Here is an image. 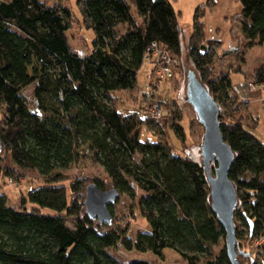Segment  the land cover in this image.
I'll list each match as a JSON object with an SVG mask.
<instances>
[{"label":"trees","instance_id":"1","mask_svg":"<svg viewBox=\"0 0 264 264\" xmlns=\"http://www.w3.org/2000/svg\"><path fill=\"white\" fill-rule=\"evenodd\" d=\"M237 1L242 9L231 21L239 23L245 46L233 27L230 52L219 55L223 42L206 40L205 16L218 5L206 0L194 12L188 50L199 80L218 105L221 132L235 157L229 171L238 201L235 252L238 257L263 239L251 264H264V143L247 131L257 121L250 102L234 90L230 72L211 76L217 59L241 54L244 61L247 49L264 45V0ZM77 7L96 34L82 53L70 43L73 14L62 0H0V32L9 36L0 40V178L15 174L6 165L10 158L17 169L36 171L45 182L22 199L32 210L10 206L0 191V264H122L110 253L118 247L161 260L170 249L187 264H233L203 165L174 153L157 120L121 113L112 95L139 88V68L133 64L140 57L145 62L153 44L181 62L183 30L172 0H77ZM33 59L39 66L37 111L23 96L6 92L3 76L18 83ZM253 78L264 84V65ZM169 115L171 130L185 143L182 114L173 109ZM144 132L157 139L143 138ZM86 158L103 169L119 198L133 200L151 232L132 238L128 228L112 227L118 200L109 206L110 225L86 215L85 179L77 177L69 188L63 184L67 172ZM93 183L106 191L102 181ZM68 218L75 219L73 228Z\"/></svg>","mask_w":264,"mask_h":264},{"label":"rangeland","instance_id":"2","mask_svg":"<svg viewBox=\"0 0 264 264\" xmlns=\"http://www.w3.org/2000/svg\"><path fill=\"white\" fill-rule=\"evenodd\" d=\"M62 1L71 9L73 14L71 30L69 32L71 45L79 53L88 51L96 36L95 32L89 30L87 25H85L77 7V0ZM221 1L222 0H219V5L221 4ZM236 1L237 0H224V3L229 2L230 4H234ZM205 2L206 0H172L183 30L181 35V62L179 61L178 65L172 67L173 72L174 70H177L176 74H173L171 78L160 79L152 61L146 60L141 63L140 57L135 59L133 64L134 67L138 66L139 68V88L133 93L124 91H116L112 93L118 102V110L121 113L128 114L136 112L141 117L147 116L157 120L160 123V128L164 132L163 138L169 143L173 152L182 155L188 154L202 165L204 164V156L201 149L204 128L200 127L196 122V115L187 101L190 97V74L193 72L197 79H199V74L190 58L188 41L192 34L194 12L199 5ZM222 14V7L220 6L213 12H207L204 19L206 40L223 41L224 46L219 55L230 52L233 49V39L232 36H230V28L232 27V24L230 20H224ZM4 39H9V36L0 32V40ZM244 57L246 64L243 66V72L246 74V82L244 73L237 75L230 69L232 68V70H234L236 66H239L238 63L241 60V54H232L223 62H220L217 59L213 65L211 76L216 78L223 72H230L233 87L242 94V99L244 101H250L251 115L253 119L257 121L256 126L253 128H247V131L264 143V86L261 89L255 90L253 93L248 91V84H253L254 86L258 85L253 78V73L261 64H263L262 62H264V46L261 45L253 49H247V53ZM27 66L28 70L26 77L21 79L18 83H14L9 74L5 73L3 75L8 82L6 92L17 93L18 95L23 96L30 108L37 111L34 89L39 76V66L35 59L29 62ZM229 66L231 67L229 68ZM153 69H155L154 72ZM241 69L242 67H240L239 70ZM173 109L178 110L182 114L181 125L183 126L186 135L185 143H182L177 139L170 128V121L168 119L170 116V110ZM143 138H149L154 141L157 139L152 135H147L145 132ZM6 165L7 167L16 170L15 174L11 177L14 184L9 182L11 179L2 176L0 178L2 186L0 191L7 197L10 206L16 209L26 208L32 210L31 205H22V199L26 197L28 192L32 189L44 186V179L36 171H23L17 169L10 158H8ZM66 175L67 180L63 184L67 188H69L71 182L77 177H83L86 181L85 189L97 179L104 183L106 191L112 189L103 169L87 158L83 162L75 165ZM133 206V200L126 196H121L114 208L116 222L114 221L112 227L121 225L123 228H128L130 237L135 238L138 232H151V227L140 215L137 207ZM45 212L53 213L50 210H45ZM66 222L70 228H73L75 219L68 218L66 219ZM257 250V244L251 242L243 254H238L237 260L239 264H251L253 258L256 257ZM110 253L122 264L137 263L141 261L150 264H187L182 260L178 253L170 249L164 250V260H161L153 253H141L136 250L127 251L122 247H118L116 250H111Z\"/></svg>","mask_w":264,"mask_h":264},{"label":"water","instance_id":"3","mask_svg":"<svg viewBox=\"0 0 264 264\" xmlns=\"http://www.w3.org/2000/svg\"><path fill=\"white\" fill-rule=\"evenodd\" d=\"M189 94L187 99L196 111L204 128V140L202 154L204 156L203 167L211 190V207L219 218L220 223L226 231L227 248L233 264H239L235 252V232L233 214L237 206V194L232 181L229 179V171L234 161V153L224 141L219 119V108L201 81L192 72L189 77ZM2 144L0 140V153ZM215 163L214 174L211 165ZM119 194L111 189L101 190L92 183L85 192V213L101 224L110 225L112 215L109 206L114 204ZM252 228V223H250Z\"/></svg>","mask_w":264,"mask_h":264},{"label":"built area","instance_id":"4","mask_svg":"<svg viewBox=\"0 0 264 264\" xmlns=\"http://www.w3.org/2000/svg\"><path fill=\"white\" fill-rule=\"evenodd\" d=\"M146 60H151L152 64H154L157 75L160 79L171 78L174 74L172 67L174 65H178L179 62L177 60H171L167 48L160 44H153L145 57ZM256 86V87H255ZM248 84V91L253 93L257 89H261L264 84L258 85ZM10 183L14 184V181L9 180ZM256 244L263 243V239L260 242H255Z\"/></svg>","mask_w":264,"mask_h":264},{"label":"crops","instance_id":"5","mask_svg":"<svg viewBox=\"0 0 264 264\" xmlns=\"http://www.w3.org/2000/svg\"><path fill=\"white\" fill-rule=\"evenodd\" d=\"M222 7V18L224 19V20H226V21H231V18H233L234 16H236V15H238L240 12H241V5H240V3L238 2V1H236V2H234V4L232 3V4H230L229 2H227V3H224V0H222L221 1V4L219 5V0H218V5H217V9H218V7ZM231 24H232V27L235 29V35H237L239 38H240V40H241V43H242V45H245L246 44V41H244L243 39H242V36H241V33H240V26H239V23H237V22H234V24L232 23V21H231ZM232 27L230 28V36H231V29H232ZM231 38V37H230ZM223 42V41H222ZM232 42H233V40H232ZM223 46H224V44H223ZM257 46H259V45H256V46H254L253 48H255V47H257ZM264 46V45H263ZM233 48H234V43H233ZM253 48H251V49H253ZM247 53V50L245 51V54ZM263 64H261L260 66H263L264 65V62H262ZM245 64H246V62H245V57H244V61H239V63H238V65L239 66H236L235 68H234V70H232V68H230L231 69V71H233V72H235L237 75L238 74H243L244 73V78H245V82L247 81L246 80V74H245V72H243V66H245ZM259 66V67H260ZM240 67H242V69L241 70H239L240 69ZM258 67V68H259ZM232 84H233V81H232ZM247 84V83H246ZM234 88V87H233ZM234 90L237 92V94H238V96L240 97V99H242V94L240 93V92H238L235 88H234ZM243 100V99H242ZM247 101H249V100H247ZM250 102V101H249Z\"/></svg>","mask_w":264,"mask_h":264}]
</instances>
